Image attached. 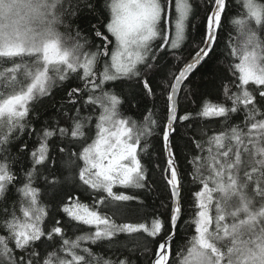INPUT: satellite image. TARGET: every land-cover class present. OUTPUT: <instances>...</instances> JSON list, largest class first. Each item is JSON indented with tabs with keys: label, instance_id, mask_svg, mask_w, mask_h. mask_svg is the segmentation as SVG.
Listing matches in <instances>:
<instances>
[{
	"label": "snow or ice",
	"instance_id": "1",
	"mask_svg": "<svg viewBox=\"0 0 264 264\" xmlns=\"http://www.w3.org/2000/svg\"><path fill=\"white\" fill-rule=\"evenodd\" d=\"M0 264H264V0H0Z\"/></svg>",
	"mask_w": 264,
	"mask_h": 264
},
{
	"label": "trees",
	"instance_id": "2",
	"mask_svg": "<svg viewBox=\"0 0 264 264\" xmlns=\"http://www.w3.org/2000/svg\"><path fill=\"white\" fill-rule=\"evenodd\" d=\"M198 23V22H197ZM227 30H225V35H226ZM193 35H197V32L195 30H193ZM220 60H223V57H220ZM193 79L196 81L197 84L200 83V77L199 74H197L196 77H193ZM150 106V105H149ZM144 110V105L141 104L140 106V111ZM130 115H135L136 117H139V111H134L133 113H129ZM212 127H215V125H212Z\"/></svg>",
	"mask_w": 264,
	"mask_h": 264
}]
</instances>
